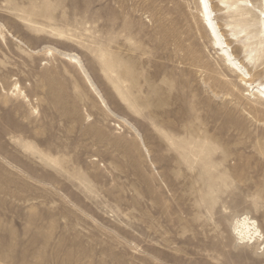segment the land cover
Masks as SVG:
<instances>
[{
	"label": "rangeland",
	"instance_id": "obj_1",
	"mask_svg": "<svg viewBox=\"0 0 264 264\" xmlns=\"http://www.w3.org/2000/svg\"><path fill=\"white\" fill-rule=\"evenodd\" d=\"M250 1L212 3L264 84ZM233 69L198 0H0V264H264V97Z\"/></svg>",
	"mask_w": 264,
	"mask_h": 264
},
{
	"label": "bare ground",
	"instance_id": "obj_2",
	"mask_svg": "<svg viewBox=\"0 0 264 264\" xmlns=\"http://www.w3.org/2000/svg\"><path fill=\"white\" fill-rule=\"evenodd\" d=\"M261 1V18L259 21L258 29L252 30L250 33V39L259 36L261 49L260 52L264 53V0ZM201 8V13L203 16L204 24L209 32V35L213 39L214 45L222 51L224 59L228 62L231 67L239 71L243 76L242 80H245V84L259 94V96L264 97V84H260L254 81H251V76L249 71L246 69L244 64L235 56L233 51L230 49L229 42L225 38L214 13V7L212 0H198ZM247 2V3H246ZM246 4H242V10H254L255 5L251 3L250 0H245ZM247 7H251L248 9ZM233 69V70H234ZM210 181V180H209ZM205 183H208L205 181ZM238 234L244 238L252 241L260 240L261 232L256 224V221L251 219L248 215L242 216L237 222Z\"/></svg>",
	"mask_w": 264,
	"mask_h": 264
}]
</instances>
